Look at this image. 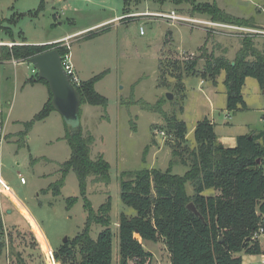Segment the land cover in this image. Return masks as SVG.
I'll use <instances>...</instances> for the list:
<instances>
[{"label":"rangeland","instance_id":"374dc122","mask_svg":"<svg viewBox=\"0 0 264 264\" xmlns=\"http://www.w3.org/2000/svg\"><path fill=\"white\" fill-rule=\"evenodd\" d=\"M199 3L220 5L238 15L264 21V0H195L196 5ZM192 7L170 1L160 5L149 0H0V46L48 44L68 36L62 44L70 46L77 77L86 82L103 75L95 90L107 99V106L85 102L80 110L82 132L94 138L90 159L103 157L109 165V183H94V178H89L86 197L95 212L111 198L113 264L118 263L119 218L122 214L136 216V211L120 198L124 174L140 169L164 172L171 163L174 174L184 176L189 170L173 154L174 136L168 132L165 120L142 106L160 105L170 117H180L183 104L174 89L176 81L160 71L161 64L197 60L202 69L211 57L217 58L211 53V45L218 36L225 49L231 50L228 60L233 62L243 40L258 38L257 34L239 30L231 33L229 29L214 34L193 23L172 24L167 19L138 15L175 11L180 16L210 20L208 15L192 14ZM108 20L112 21L94 27ZM207 42L210 50L197 48ZM2 53L0 50V127L5 126L9 139L0 145V173L10 187L8 196L23 214L0 195V264H46L45 253L50 246L55 251L66 237L71 240L83 231L88 215L86 201L76 173L69 170L65 176L62 174V166L73 154L64 119L53 111L45 120L26 128V123L33 121L47 103L49 87L42 82L32 83L38 74L33 65L22 60L5 61ZM216 54L222 56V52ZM201 79H184L187 112L183 121L189 128L198 118L210 114L205 101H201L206 86L200 85ZM168 93L173 95L172 100L167 99ZM245 94L248 107L227 113L221 120L223 126L234 133L244 126L251 132L264 131V91L256 95L247 87ZM185 147L182 157L188 159L195 144L190 140ZM61 181L60 194L56 196L55 186ZM187 192L193 194L189 184ZM209 194L215 195V191ZM72 198L76 200L69 205ZM102 230V226L93 225L90 235L96 239ZM144 247L153 253L155 263L168 264L170 257L164 242L146 241Z\"/></svg>","mask_w":264,"mask_h":264},{"label":"trees","instance_id":"16d2710c","mask_svg":"<svg viewBox=\"0 0 264 264\" xmlns=\"http://www.w3.org/2000/svg\"><path fill=\"white\" fill-rule=\"evenodd\" d=\"M149 1L160 5L166 1L178 5L186 3L193 6L192 14L208 15L211 21L253 26L250 20L234 17L216 4L196 5L195 0ZM22 43L12 48L0 46L3 60L27 61L55 48L63 57L70 53L68 47H61L57 43ZM241 44L242 48L233 62L224 57H211L202 69L198 68L197 60L161 64L160 71L172 75L176 81L174 89L181 95L183 104L179 114L183 113L186 99L184 79L189 76H200L216 84L218 76L224 71L227 110L230 113L247 108L243 97L247 78L256 79L264 90V55L255 48L252 39H245ZM102 76L82 82L77 88L82 98L81 105L88 102L93 106H107V99L95 90V84ZM31 81L42 82L49 87L39 79L38 74ZM51 100L50 92V99L43 110L33 121L26 123L27 130L50 116L54 111ZM142 106L158 113L165 120L168 132L174 136L173 154L181 159L183 165H188L189 170L184 176L174 174L171 163L164 172L158 169H140L124 174L120 198L124 205L136 211V216L122 214L119 218L117 264H157L153 253L144 247L146 241L156 244L164 242L170 255V264H243V256L264 255L260 239L255 236L264 227V131L239 136L237 145L228 148L218 140L214 124L204 119L196 125L195 148L189 152L188 159H185L182 156L187 151L186 123L175 114L170 117L160 105ZM66 130L73 154L62 166V174L65 176L69 170L76 173L88 215L83 231L55 250L56 259L61 264H113L111 198L95 212L86 197L89 178H94V183H109V165L103 157L97 161L90 159V147L94 138L91 135L85 136L82 126L75 131L66 125ZM62 183L63 181L55 186L56 196L60 194ZM188 184L193 189L192 195L187 192ZM209 190H214L215 195H205ZM75 200L70 199L69 205ZM190 203L194 204L199 216L188 209ZM93 225L103 227L96 239L90 235ZM2 228L0 215V229ZM78 255L81 257L79 261Z\"/></svg>","mask_w":264,"mask_h":264},{"label":"crops","instance_id":"0c3cea01","mask_svg":"<svg viewBox=\"0 0 264 264\" xmlns=\"http://www.w3.org/2000/svg\"><path fill=\"white\" fill-rule=\"evenodd\" d=\"M244 1H246V0H244ZM219 7L222 8L228 14H230V15H232L234 17L250 20L251 23L253 24V26H261V27L264 28V21L260 22L259 18L256 20V19H254L253 16L250 17V16L238 15L236 12L229 11L228 9H226V8L220 6V5H219ZM114 19H116V18H114ZM114 19H112V20H114ZM112 20H110V21H112ZM110 21L108 20V21L103 22V23H101L99 25H96L94 27L100 26V25L108 23ZM94 27H92V28H94ZM248 27H252V26H248ZM249 29H252V30H255V31L258 32V33H256L258 38L254 41V45H255V48L264 55V34H263L264 33V29L259 30V29H255L254 27L249 28ZM218 37L219 38L216 39L215 44L211 43L212 44L211 46L213 48V49H211V53L212 54L214 53L213 55L215 57H223L224 56L226 59H229V54H231V50L230 51L226 50L225 46L222 45V43H223L222 39L220 38V36H218ZM67 39H68V36H66L64 38H61V39H58V40H55L54 42L55 43H57V41L58 42H67ZM196 40H197V36L195 37V40L193 41V43L196 42ZM54 42H49L48 44H53ZM212 42H214V40H212ZM2 45L8 46V44H2ZM40 45H44V44H40ZM209 45H210L209 42H207L206 46L202 43V44L198 45L197 48H201V49L203 48V49H206V50H210ZM69 48H70V46H69ZM221 52H222V56H217L216 53H221ZM253 59L254 58H251V60H253ZM203 79H201L200 85H204V86L206 85V86H205V89L202 90V93L204 95L201 94V101H202V104H203V101H205L206 104H205L204 107H207L209 109V113L210 114L207 117L202 116V117L198 118L195 121V124L193 125L192 128H189L187 123L184 121L186 123V125H187V129L189 130V132L187 134V141L191 140V144H195V139L192 138L190 135H194V131H195L197 123L202 121V120H204V119H208L214 124L215 132H216V135L218 137V140L225 147H228V148H234L237 145V137L242 136V135H249V134H252V133H257V132H251L249 130H246L245 126L242 127V128H239V130H240L239 132L234 133V132L229 131V129H230L229 127L223 126L224 125V121L223 122L221 121V120H223L222 118L223 117H227V113L230 114V112L227 110V90H226V86L224 84L225 72L223 71L218 76L216 84H214L212 81H210L208 79H204V80ZM184 86H185V80H184ZM247 87L250 88V90L252 89L253 92L256 95H259L260 92H262L264 90H262L260 88V86H259V84H258L256 79H254V78H247L246 79L245 85L243 87V97H244L245 103H246V105L248 107L247 98H246V94H245V88H247ZM185 89H186V86H185ZM49 99H50V93H49ZM186 112H187V108L184 106L183 113L180 114L179 119H181L183 121V115ZM51 115H52V113H51ZM8 139H9V135L8 136L5 135V126L0 127V145H2L5 141H8ZM0 177L3 180L2 176H1V173H0ZM210 191L211 190L206 191L205 195H210L209 194ZM4 196L9 199V201L11 202L10 205L14 206V208L16 206L18 208V209L17 208L16 209L19 210V212L21 214H23L21 212L22 210L8 196L7 191L5 192ZM2 207H3V203L0 201V210L3 209ZM27 220L31 223V220L28 217H27ZM260 244H261L262 250L264 251V238L260 239ZM169 257H170V255H169ZM263 257H264V255H257V256H249V255H247V256H243V264H257V263L261 264ZM259 259H260V261H259ZM168 264H170V261L168 262Z\"/></svg>","mask_w":264,"mask_h":264},{"label":"water","instance_id":"95a60500","mask_svg":"<svg viewBox=\"0 0 264 264\" xmlns=\"http://www.w3.org/2000/svg\"><path fill=\"white\" fill-rule=\"evenodd\" d=\"M27 62L37 70L39 79L49 85L52 94L51 104L54 111L64 119L67 127L75 131L80 130L81 94L71 82L64 68L62 56L59 51L55 48L43 52L28 59ZM166 97L168 100L173 99L171 93H168ZM188 209L194 214L200 215L194 204L190 203ZM67 241L68 238L66 237L63 243L65 244Z\"/></svg>","mask_w":264,"mask_h":264},{"label":"built area","instance_id":"2783aa9c","mask_svg":"<svg viewBox=\"0 0 264 264\" xmlns=\"http://www.w3.org/2000/svg\"><path fill=\"white\" fill-rule=\"evenodd\" d=\"M138 15H144L147 17H158V18H163V19H167L169 21L172 22V24L174 23H182V22H188V23H193V25H198L197 27H202L205 31L210 30L212 33L214 34H220L218 33L219 31H225L228 32L227 29H229V31L231 33L232 30H239V31H244L246 33H252V34H256L258 33L255 30L252 29H248V28H243L240 27L238 25H232V24H224V23H220V22H214L211 20H201L198 18H194V17H190V16H180V14L176 13L175 11H172L169 14H161V13H146V14H138ZM231 29V30H230ZM143 33V31H141V34ZM264 34V33H263ZM64 42H57V44H60L61 47H68V44H62ZM70 49V48H69ZM62 62L64 65V68L67 72V74L69 75L71 82L73 83V85L78 88L81 86L82 81L77 77V75L75 74V70H74V66L72 65V61H71V54L67 53L65 54V56H62ZM34 72H37L34 70ZM21 182L24 183V179H21ZM10 189V187L1 179L0 177V195H5V192L8 191ZM264 235V227H261L259 229V231L256 233V237L261 239V237ZM51 247V246H50ZM46 255V264H61V262H59L56 259L55 256V251L50 248V250L45 253ZM261 264H264V257L262 259Z\"/></svg>","mask_w":264,"mask_h":264}]
</instances>
